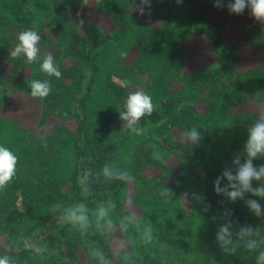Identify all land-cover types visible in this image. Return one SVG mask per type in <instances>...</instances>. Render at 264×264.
Listing matches in <instances>:
<instances>
[{
  "label": "trees",
  "instance_id": "trees-1",
  "mask_svg": "<svg viewBox=\"0 0 264 264\" xmlns=\"http://www.w3.org/2000/svg\"><path fill=\"white\" fill-rule=\"evenodd\" d=\"M83 1L0 0V42L31 29L41 47L62 51L53 55L60 79L40 71L44 56L0 68V145L18 157L15 178L0 190V257L10 264H92L106 255L111 264H256L258 253L242 244L226 253L216 235L229 220L234 232L264 229V213L246 204L257 199L264 210V199L246 193L230 201L214 182L237 154L243 160L247 131L264 114V24L247 9L229 14L228 0L221 8L215 0H150L143 13L140 0H86L77 16ZM69 56L66 66L60 59ZM136 73L140 86L115 81ZM33 79L49 80L50 95L32 97ZM134 91L150 95L154 110L130 127L119 113ZM191 128L201 133L197 145L184 141ZM106 165L113 178L104 176ZM81 203L86 230L63 219ZM101 206L109 215L98 220Z\"/></svg>",
  "mask_w": 264,
  "mask_h": 264
},
{
  "label": "clouds",
  "instance_id": "clouds-1",
  "mask_svg": "<svg viewBox=\"0 0 264 264\" xmlns=\"http://www.w3.org/2000/svg\"><path fill=\"white\" fill-rule=\"evenodd\" d=\"M181 0H177L180 3ZM150 7V0H140V12H144L145 7ZM216 8L224 7V0H215ZM227 9L229 14L242 15L247 9L251 18L260 24H264V0H228ZM41 37L34 30H25L18 34L17 43L12 52V56H23L27 61L35 63L40 52ZM40 71L48 77L60 79L62 73L55 63L52 54L48 53L44 56L42 63L39 65ZM31 89L30 94L37 99H44L50 95L52 86L49 80L33 79L28 83ZM154 110L152 98L143 91H134L130 93L124 104V111L119 113L122 121L132 127L135 126L145 116H150ZM184 141L187 144L197 145L201 140V133L196 128H191L183 133ZM243 160L240 154H237L232 164L234 167H226L214 182V190L218 194L225 195L230 201L244 200L245 194L248 193L252 197L264 199V165L254 166L253 161L257 158H264V114L259 120L251 126L247 131L246 142L243 145ZM161 161L163 158L160 159ZM18 157L7 147L0 145V190H4L10 185L16 175V165ZM105 177L113 178L114 173L107 165L103 168ZM90 173H85V179ZM120 178L128 180L133 177L128 173H120ZM226 180L227 183L221 186V181ZM254 182L258 186L254 187ZM170 191V190H168ZM247 207L256 216L264 213L262 205L257 199H247ZM114 207V205H110ZM98 220H103L109 215V207L101 206L96 212ZM230 211L225 212V216H230ZM63 219L65 222L78 226L82 230H86L89 226V217L87 208L84 204H77L72 208L66 209ZM109 225L111 220H108ZM235 237V239H234ZM220 247L226 253H235L236 250L243 245L244 249L249 252H256V264H264V229L253 228L252 226L240 227L237 231L232 230V223L229 220L219 228L216 235ZM97 255H101L97 253ZM0 264H10L7 256L0 257ZM103 264V262H102Z\"/></svg>",
  "mask_w": 264,
  "mask_h": 264
},
{
  "label": "rangeland",
  "instance_id": "rangeland-1",
  "mask_svg": "<svg viewBox=\"0 0 264 264\" xmlns=\"http://www.w3.org/2000/svg\"><path fill=\"white\" fill-rule=\"evenodd\" d=\"M86 0L83 1L82 3L78 4V10H77V16L79 15V10L81 8H83L86 5ZM66 10H63V14L61 15L62 18L59 19V22H64L65 21V15L66 14ZM60 16V17H61ZM17 36H13V37H9L3 41L0 42V68H4L5 65L2 63H10L11 65H13L14 59L15 57L12 56V52L14 51V48L16 46L17 43ZM42 44L39 45L40 47V52L38 54V56H45L46 54L50 53L52 55H58L59 57L62 56V51H56L55 48H53L52 50H50L49 46H42ZM69 52V51H68ZM60 61L62 63H64L66 66L70 65L73 62V57H64L63 59H60ZM13 72V71H12ZM12 74V73H11ZM8 77V76H7ZM11 83L14 81V77H11ZM117 83H119L122 86H129V85H139L144 81V77L140 74V73H136L134 75H132L129 79H127L126 81H117L115 80ZM175 86V83L172 85V87ZM137 89H141L140 87H136ZM251 93L253 94V96H255L257 94V89L256 88H251ZM157 105V104H156ZM151 194L159 196L160 194L162 195L163 193L158 190V189H154L151 191ZM117 230V229H114ZM112 258H114L113 256H103V257H97L93 259L92 264H111L112 262Z\"/></svg>",
  "mask_w": 264,
  "mask_h": 264
}]
</instances>
